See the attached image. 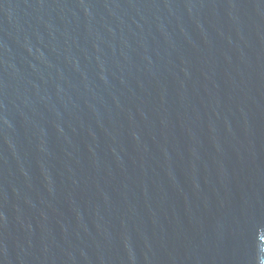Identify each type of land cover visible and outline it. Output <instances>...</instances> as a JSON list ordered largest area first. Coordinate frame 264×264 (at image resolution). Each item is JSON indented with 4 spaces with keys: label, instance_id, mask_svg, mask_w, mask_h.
Returning <instances> with one entry per match:
<instances>
[{
    "label": "water",
    "instance_id": "obj_1",
    "mask_svg": "<svg viewBox=\"0 0 264 264\" xmlns=\"http://www.w3.org/2000/svg\"><path fill=\"white\" fill-rule=\"evenodd\" d=\"M0 264H264V0H0Z\"/></svg>",
    "mask_w": 264,
    "mask_h": 264
}]
</instances>
